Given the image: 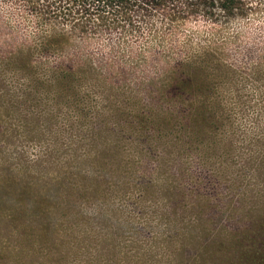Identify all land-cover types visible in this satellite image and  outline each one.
<instances>
[{
    "label": "rangeland",
    "instance_id": "1",
    "mask_svg": "<svg viewBox=\"0 0 264 264\" xmlns=\"http://www.w3.org/2000/svg\"><path fill=\"white\" fill-rule=\"evenodd\" d=\"M261 2L249 19L212 24L169 12L155 17L152 31L144 30L154 53L166 59L180 58L182 50L211 54L199 59L209 61L214 75L194 78L192 87L154 74L102 81L91 72L108 49L101 37L85 48L71 47L82 54L84 70L72 82L74 91L61 90L49 75L9 71L1 61L13 59L8 47L33 31L13 13L18 37L0 38V264H264V229L257 231L264 224V200L258 201L264 196V158L249 156L264 154ZM41 32L49 34L40 31L33 39ZM111 34L116 47L125 36L134 40L125 29ZM140 45L134 43L136 50ZM209 79L211 86L202 84ZM142 83L147 91L123 89H141ZM140 94V107L153 108L149 135L132 131L141 121L130 102ZM122 125L129 131L122 132ZM96 148L102 151L100 167H90L96 178L76 193L59 171L75 172L69 181L82 182L77 166ZM184 148L193 156L186 161ZM142 150L152 158L146 157L148 175H141L151 185L143 196L128 183L130 163ZM218 156L230 169H222ZM182 162L191 163L184 165L191 168L186 191L203 198L182 200V179L171 175ZM103 163L108 172L101 171ZM245 172L250 184L240 177Z\"/></svg>",
    "mask_w": 264,
    "mask_h": 264
},
{
    "label": "trees",
    "instance_id": "2",
    "mask_svg": "<svg viewBox=\"0 0 264 264\" xmlns=\"http://www.w3.org/2000/svg\"><path fill=\"white\" fill-rule=\"evenodd\" d=\"M261 7V0H0V38L2 36H7L10 39L18 37L16 25L13 23V13L18 17L20 23L26 26L27 30H33L30 38L25 42L10 44L7 53L13 59L7 63L6 58H2L1 61L8 66L9 71L12 69L11 67H15L29 76L49 75L60 85L61 90L64 88V90L72 89L74 91L72 82L76 79L77 74L84 70L81 69L79 63L82 60V54L74 53L71 47L81 48L82 46L85 48L86 45L92 44L93 40L101 37L107 41L108 49L99 59L98 68L91 71L104 77L103 80H100L111 83V80L107 78L108 75L117 79H125L126 76L130 75L143 80L149 76L148 74H154L155 76H171L176 82H180V85L185 84L192 87L194 78H209L214 75L208 66L209 61L199 59L200 56H211V54L207 51L186 53L185 50H182V53H179L180 58L174 59L172 55H168L166 59L162 52L161 55L154 53L153 46L144 35V30L152 31L154 29L155 17L158 14L166 16L172 12L177 16H182V19L203 18L212 24H220L235 19H249L257 15ZM117 28L130 31L134 40H127L128 36H125L121 40V46L112 45L110 43L112 40L111 32ZM5 29L9 32L4 33ZM45 30L49 34L45 36L41 32L37 39H33L38 32ZM135 42L141 44L138 50L134 46ZM53 58L61 60L62 63L60 62L56 67ZM69 61V65L64 64V62L69 63ZM74 62L80 67L74 65ZM203 83L211 86L212 82L209 79L204 80ZM110 89H114V86ZM123 89L143 92L144 90L147 91L149 87L142 83L141 89H138L136 86L132 88L126 84ZM144 100L145 98H141L140 94L133 96L130 102V105L137 109L135 116L141 121L139 130L133 129V134L144 132L149 135L152 129L154 116L148 111L153 108L151 105L146 108L140 107ZM114 110L117 109L112 111ZM120 129L122 132L129 131L123 125ZM135 142L140 143V141ZM135 147L137 148L138 145L136 144ZM211 148L212 143L205 150L209 153ZM1 149L2 147H0ZM96 149V151L94 150L96 152L94 157L85 156L83 163L77 166L82 182L69 181L70 179L74 180L75 172L63 168L59 171V178L67 181L76 193L83 191L85 180L96 178L91 168L100 167L101 156L99 157L98 153L102 152L101 149ZM140 152L137 159H133L130 163V169L134 171L131 173L128 183H132L138 189L140 188L139 195L143 196L148 189H151V185L150 181L141 179V175L143 177L148 175L147 170H145L148 160L146 157L152 158L150 152H143V150ZM183 152L185 154H182V157L185 155V161L193 157L188 153L187 148H184ZM212 156L211 158H213ZM249 156L250 159L257 156L264 158L261 150L251 152ZM215 159L221 162L222 169H230V163L224 162L221 156ZM148 161L150 162V160ZM56 163L61 167V160H57ZM188 163L190 162H182L180 172L174 171L171 175L175 178L179 177L177 179H182V200L188 197L199 200L203 198L200 192L194 190L189 195L185 188V179L191 171V168H184V165ZM104 164L101 167L102 170L100 168L96 170V173L107 171ZM47 175L51 174L48 173ZM240 177L245 183H251V176L248 173H242ZM98 180L99 178L95 179V182H99ZM10 184L18 185L15 182H10ZM201 184L203 185L204 182ZM208 184H212L211 181ZM1 186L0 182V188H2ZM237 197L244 200L245 194H240ZM0 199H2L1 196ZM262 200H264V196L258 198V201ZM0 215L2 214L0 213ZM262 229H264V224L257 231L260 232Z\"/></svg>",
    "mask_w": 264,
    "mask_h": 264
}]
</instances>
